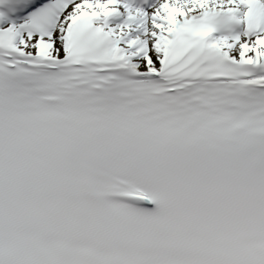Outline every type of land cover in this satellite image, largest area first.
Returning <instances> with one entry per match:
<instances>
[{
	"label": "snow or ice",
	"instance_id": "1",
	"mask_svg": "<svg viewBox=\"0 0 264 264\" xmlns=\"http://www.w3.org/2000/svg\"><path fill=\"white\" fill-rule=\"evenodd\" d=\"M0 264H264V0H0Z\"/></svg>",
	"mask_w": 264,
	"mask_h": 264
}]
</instances>
